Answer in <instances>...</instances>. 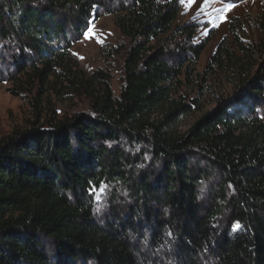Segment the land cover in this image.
I'll return each instance as SVG.
<instances>
[{
    "label": "trees",
    "instance_id": "trees-1",
    "mask_svg": "<svg viewBox=\"0 0 264 264\" xmlns=\"http://www.w3.org/2000/svg\"><path fill=\"white\" fill-rule=\"evenodd\" d=\"M179 9V0H0V83L30 95L34 111L27 128L0 137V264H264V7L259 45L230 22L236 49L222 40L201 78L226 67L232 91L186 132L179 122L191 110L176 85L215 31L169 62ZM100 11L116 15L129 43L118 96L109 74L71 65ZM175 34L188 45L195 29ZM67 93L84 94L89 112L45 113L48 94Z\"/></svg>",
    "mask_w": 264,
    "mask_h": 264
},
{
    "label": "rangeland",
    "instance_id": "rangeland-1",
    "mask_svg": "<svg viewBox=\"0 0 264 264\" xmlns=\"http://www.w3.org/2000/svg\"><path fill=\"white\" fill-rule=\"evenodd\" d=\"M229 6L231 8L227 10ZM263 7L264 0H243L237 4H227L221 0H195L191 8L186 3L180 2L172 33L170 37H166L167 44H171L166 55L169 62L177 63L178 60L189 58L188 48L202 42L211 30L215 31V35L198 61L194 63V73L191 76L183 74L180 83L176 85L174 98L180 96L191 110L181 117L180 132H186L202 114L215 106L217 100L230 95L231 71L228 68H214L213 72L205 77V81H202L201 77L206 70L208 60L222 40L226 38V45L230 49H236L233 38L228 33L232 19L238 18L241 21L242 29L239 31V37L245 45L256 46L262 42V34L256 26L255 19L260 15ZM100 14H103V11H100ZM115 19V14L105 13L94 21L81 40L72 45L70 60L72 66L83 71L87 76L99 69L109 74L111 90L114 96H118L123 84V63L129 43L119 33ZM185 25H192L195 29V35L188 45L185 44L184 38L175 34ZM97 40L103 42L98 43ZM174 41L180 44L176 47ZM181 48L183 49L180 50ZM10 88V83H0V137L8 136L16 129H25L34 121V111L30 105L31 96L24 94L15 97L9 93ZM192 100H198L197 104L192 103ZM42 106L45 113L53 110L57 116L63 117L89 112L91 102L84 94L67 93L59 96L48 94ZM259 114L264 121V109ZM95 200L97 209L102 211L108 204L107 192L99 191Z\"/></svg>",
    "mask_w": 264,
    "mask_h": 264
},
{
    "label": "snow or ice",
    "instance_id": "snow-or-ice-1",
    "mask_svg": "<svg viewBox=\"0 0 264 264\" xmlns=\"http://www.w3.org/2000/svg\"><path fill=\"white\" fill-rule=\"evenodd\" d=\"M180 2L182 3V4H187V6L189 7V8H191V5L195 2V0H180ZM230 8H231V6H229V9H227V10H230ZM87 35V34H86ZM90 38V37H89ZM97 42L98 43H102L103 41L102 40H97ZM102 190V189H101Z\"/></svg>",
    "mask_w": 264,
    "mask_h": 264
}]
</instances>
